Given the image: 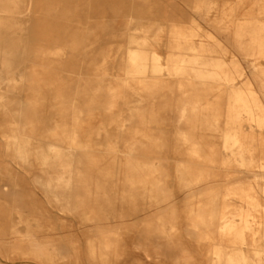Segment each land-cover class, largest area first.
<instances>
[{
  "label": "rangeland",
  "instance_id": "374dc122",
  "mask_svg": "<svg viewBox=\"0 0 264 264\" xmlns=\"http://www.w3.org/2000/svg\"><path fill=\"white\" fill-rule=\"evenodd\" d=\"M0 22V264H264V0H0ZM195 54L214 78L171 71Z\"/></svg>",
  "mask_w": 264,
  "mask_h": 264
},
{
  "label": "bare ground",
  "instance_id": "6f19581e",
  "mask_svg": "<svg viewBox=\"0 0 264 264\" xmlns=\"http://www.w3.org/2000/svg\"><path fill=\"white\" fill-rule=\"evenodd\" d=\"M5 26V30L7 32V28H9V25H7L6 23H1L0 22V27L1 26ZM7 25V26H6ZM262 32H264V28L262 29ZM183 35V34H179ZM181 37V36H180ZM186 37V35H185ZM186 39V38H185ZM261 47H262V52L264 53V36L262 37V40L260 42ZM8 52H3L2 57H3V62L2 64L4 65L5 62L4 60H6L8 58L7 56ZM129 57L131 62L133 63L132 65H134L133 69H130V72H135V73H145L147 71V55L145 56L142 51H140L139 49H134V50H130L129 51ZM152 58L155 61H158L159 58V54H153ZM184 59V58H182ZM200 60V55H194L193 57H191L189 60L184 59L181 60L182 61V65L178 64V65H174L171 68V71L173 72H177L179 74L181 73H187V72H195L199 74V78H203L205 77V75L203 74H208L207 76L209 77H213L214 73H218L219 69L217 68H206L204 66H202V63L199 61ZM7 61V60H6ZM0 63H1V58H0ZM186 63V64H185ZM187 63H189V65H187ZM1 67H0V76H1ZM207 72V73H205ZM214 78V77H213ZM218 78H222V77H218ZM252 95V93H250ZM241 100V97H239ZM245 106L247 108L248 111L252 112L254 111L255 108L257 107H263V105L258 101V99L255 96H249L245 97ZM264 115L261 116V119L263 120ZM227 135L230 137V139L232 140L231 145H236L239 142V136H238V132L237 130L231 131L229 133H227ZM250 222L251 220L249 218L245 219V224H247V226L250 227ZM233 221H229V220H222L221 222V226H220V231H236V233L241 234L242 232H244V229H238L235 228ZM252 227H250L251 229ZM217 259L216 261L214 260V264H247V262L249 261L247 258V255L245 253H243L242 251H235V252H227L226 254L221 252V246L218 247L217 250ZM258 256H261L258 253Z\"/></svg>",
  "mask_w": 264,
  "mask_h": 264
}]
</instances>
